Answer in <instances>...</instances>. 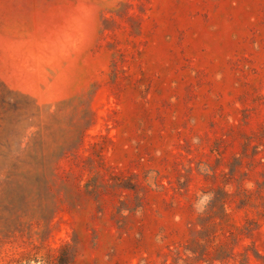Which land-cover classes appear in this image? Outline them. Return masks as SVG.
<instances>
[{"label": "rangeland", "instance_id": "rangeland-1", "mask_svg": "<svg viewBox=\"0 0 264 264\" xmlns=\"http://www.w3.org/2000/svg\"><path fill=\"white\" fill-rule=\"evenodd\" d=\"M0 264H264V0H0Z\"/></svg>", "mask_w": 264, "mask_h": 264}, {"label": "trees", "instance_id": "trees-1", "mask_svg": "<svg viewBox=\"0 0 264 264\" xmlns=\"http://www.w3.org/2000/svg\"><path fill=\"white\" fill-rule=\"evenodd\" d=\"M224 195V193H221L220 195ZM211 205H215L218 209V211L214 210L215 207H211ZM210 210L207 212L206 216H202L200 218V225L202 226V230L199 231L197 234L199 236H201V238L203 239V235L208 233L209 230L207 229V225L211 223V225L216 226V218L219 217L222 222L219 225H224L225 223H227V218L228 215L225 211V200L224 198H220V196H216L215 198L212 199L211 203H210ZM203 247H206L204 244L201 243V241L196 237H194L190 243V245L187 247V251L193 253L194 255H198L200 249H202ZM217 259H220V257H217Z\"/></svg>", "mask_w": 264, "mask_h": 264}]
</instances>
